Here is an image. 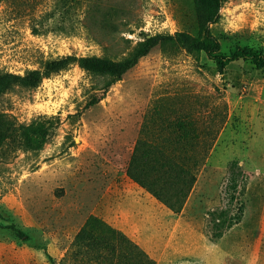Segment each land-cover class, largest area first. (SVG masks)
I'll use <instances>...</instances> for the list:
<instances>
[{
	"label": "rangeland",
	"instance_id": "obj_1",
	"mask_svg": "<svg viewBox=\"0 0 264 264\" xmlns=\"http://www.w3.org/2000/svg\"><path fill=\"white\" fill-rule=\"evenodd\" d=\"M0 1V75L57 57L118 60L158 34H197L192 0ZM221 50L264 54V0H224ZM0 82V264H61L93 215L155 264H264V68L159 45L120 80L73 63L35 88ZM6 86V88H4ZM138 139H181L196 181L173 213L126 176ZM247 176L240 222L212 240L228 162ZM71 263V262H70ZM77 263V262H75Z\"/></svg>",
	"mask_w": 264,
	"mask_h": 264
},
{
	"label": "trees",
	"instance_id": "obj_2",
	"mask_svg": "<svg viewBox=\"0 0 264 264\" xmlns=\"http://www.w3.org/2000/svg\"><path fill=\"white\" fill-rule=\"evenodd\" d=\"M76 1L57 0L64 15L69 13V6ZM223 1L192 0L197 17L198 32L196 35L184 31L173 35L167 33L154 35L118 60L106 55H92L79 59L72 56L57 57L42 62V71L28 70L23 76L1 74L0 82L9 85L14 81L21 88L32 89L38 85L42 77L66 70L73 63H77L81 69L95 77L111 78L114 82L120 80L141 57L159 45L179 46L192 54L203 52L208 59L213 61L220 74L230 63L238 60L249 63L256 69L264 68V54L260 51L240 46L228 52L221 50L220 42L212 34L210 25L218 21ZM172 141L174 144L167 140L160 144H153L138 139L133 147L125 174L128 179L148 192L158 202L173 213H178L196 181V175L191 171L189 159L180 153L181 139ZM246 182L247 176L240 168L238 161L230 160L224 187L226 204L211 212L210 237L212 240L220 239L224 233L240 222L244 212L242 197L245 194ZM61 264L155 263L123 232L107 224L101 218L91 215L75 234L71 247L63 257Z\"/></svg>",
	"mask_w": 264,
	"mask_h": 264
},
{
	"label": "crops",
	"instance_id": "obj_3",
	"mask_svg": "<svg viewBox=\"0 0 264 264\" xmlns=\"http://www.w3.org/2000/svg\"><path fill=\"white\" fill-rule=\"evenodd\" d=\"M144 251V250H143ZM145 252V251H144ZM146 253V252H145ZM147 254V253H146ZM147 256H148V254H147ZM152 259V258H151Z\"/></svg>",
	"mask_w": 264,
	"mask_h": 264
}]
</instances>
